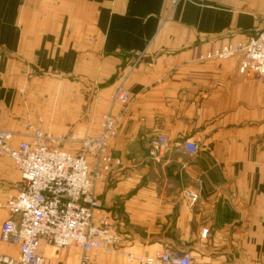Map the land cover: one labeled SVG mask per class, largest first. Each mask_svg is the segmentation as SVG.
<instances>
[{
  "label": "crops",
  "instance_id": "0c3cea01",
  "mask_svg": "<svg viewBox=\"0 0 264 264\" xmlns=\"http://www.w3.org/2000/svg\"><path fill=\"white\" fill-rule=\"evenodd\" d=\"M169 6L0 0V129L14 144L28 126L93 136L103 114L123 112L108 149L120 164L94 187L116 250L92 252L91 264L162 251L188 253L192 264H264V80L239 73L235 58L202 59L261 30L264 0H181L167 18ZM121 85L126 108L113 102ZM156 135L168 147L151 155ZM19 181L0 155V226ZM81 253L42 245L40 260L79 264ZM2 254L16 250L0 241Z\"/></svg>",
  "mask_w": 264,
  "mask_h": 264
},
{
  "label": "built area",
  "instance_id": "2783aa9c",
  "mask_svg": "<svg viewBox=\"0 0 264 264\" xmlns=\"http://www.w3.org/2000/svg\"><path fill=\"white\" fill-rule=\"evenodd\" d=\"M178 0H171L175 4ZM236 58L238 71L264 80V28L246 42L222 46L206 53L204 60ZM113 102L123 108L129 96L123 86L116 88ZM123 112L101 118L96 135L72 133L63 143L75 144L72 151L40 130H33L23 141L14 144L12 133L0 129V155L12 160L20 181L13 196L4 204L8 216L0 226V241L15 248L16 255H0V264H41L42 245L57 252L80 249L79 264H91L94 251H115L116 236L110 217L105 214L94 195L98 181L105 180L120 164L108 149L117 137ZM54 140L56 143H54ZM168 147L163 135L148 142L151 155ZM181 149L195 155V144L185 141ZM191 205L196 196L189 191ZM203 230L201 236L205 237ZM133 264H191L188 253L162 251L150 256L122 253Z\"/></svg>",
  "mask_w": 264,
  "mask_h": 264
},
{
  "label": "rangeland",
  "instance_id": "374dc122",
  "mask_svg": "<svg viewBox=\"0 0 264 264\" xmlns=\"http://www.w3.org/2000/svg\"><path fill=\"white\" fill-rule=\"evenodd\" d=\"M181 0H178L175 4H172V2H171V0H170V6H169V9H168V13H167V18H169L170 16H171V14L173 13V10L175 9V7L177 6V4L180 2ZM264 28V27H263ZM262 28V29H263ZM261 29V30H262ZM261 30H259L254 36H256ZM254 36H252V37H254ZM251 38V37H250ZM249 39V38H248ZM238 43H241V42H236V43H226V44H224V45H222V46H235L236 44H238ZM221 46V47H222ZM220 48V47H219ZM216 49H218V48H216ZM215 50V49H214ZM230 59H232V58H230ZM236 59V58H235ZM228 60V59H227ZM215 61H225V60H215ZM238 62V61H237ZM115 93V92H114ZM106 114H112L111 112H107V113H105V114H103L102 116H101V118L104 116V115H106ZM39 122H40V120H39ZM36 128H33L32 126H28L27 128H26V131H25V133L23 134V137H24V139H26L27 138V136L29 135V134H31L32 133V131L33 130H35ZM37 130H40V131H42L41 129H37ZM43 133H45V134H47L48 136H50V137H52V138H54L55 140H57V139H62V143H60V146L62 147L63 145H65V144H69V145H73V148L72 149H68L67 150V148H63L64 150H67V151H72L74 148H75V144H72V143H63V141L66 139V138H68L71 134H72V132L70 133V134H68V135H65V136H61V137H53L52 135H50V134H48V133H46V132H44V131H42ZM11 133V132H10ZM13 135V134H12ZM26 135V136H25ZM14 136V135H13ZM54 140V143H56V141ZM67 140V139H66ZM202 237V236H201ZM202 238H205V237H202ZM3 244V243H2ZM5 245V244H4ZM7 245V244H6ZM53 251V250H52ZM58 252V251H57ZM192 264V263H191Z\"/></svg>",
  "mask_w": 264,
  "mask_h": 264
}]
</instances>
